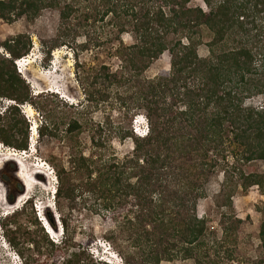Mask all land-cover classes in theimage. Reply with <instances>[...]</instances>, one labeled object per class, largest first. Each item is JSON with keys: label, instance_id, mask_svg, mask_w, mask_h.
I'll return each mask as SVG.
<instances>
[{"label": "trees", "instance_id": "obj_1", "mask_svg": "<svg viewBox=\"0 0 264 264\" xmlns=\"http://www.w3.org/2000/svg\"><path fill=\"white\" fill-rule=\"evenodd\" d=\"M82 1L89 3L87 11L81 12V0H0V25L22 18L34 21L46 9L58 10L63 33L51 48L55 50L69 44L66 25L76 13L87 20L99 15L122 20L120 31L130 26L135 42L126 47V54L119 51L121 71L104 78L110 85L136 88L149 132L145 137L122 135L134 144L132 154L122 161L104 154H76L69 169L55 167L61 241L51 239L41 226L40 235L32 238L33 256L25 255L20 238L7 234L10 245L23 264H107L93 259L88 248L71 237L62 207L82 193L91 198L95 214L113 221L116 232L126 236L127 254L118 249L124 264L176 259L222 264L216 255L221 251L233 261L229 245L238 243L242 220L222 213V239L216 240L209 218L198 213V202L207 197L206 184L229 149L241 162L264 163V109L245 104L254 95L264 96V0H202L204 6L195 0ZM204 31L210 35L206 58L198 54ZM32 48L27 34L0 42V98L12 102L0 113V142L16 151L30 147V121L22 109L26 104L42 114L40 136L55 135L61 125L73 139L83 130L77 120L63 122L49 108L48 95L34 94L18 72L16 61ZM162 56L170 70L144 80L143 73ZM92 146L100 151L104 144L93 140ZM237 171V185L244 190L257 186L264 193V171ZM230 179L226 176L225 183ZM232 193L226 196V207L233 206ZM29 205L34 225L40 226L33 201H26L22 212ZM17 216L4 226L12 223L20 232ZM46 219L57 230L53 214L47 212ZM259 239L263 257L256 264H264V221Z\"/></svg>", "mask_w": 264, "mask_h": 264}, {"label": "rangeland", "instance_id": "obj_2", "mask_svg": "<svg viewBox=\"0 0 264 264\" xmlns=\"http://www.w3.org/2000/svg\"><path fill=\"white\" fill-rule=\"evenodd\" d=\"M87 4L81 0V12L88 10ZM195 4L204 6L202 0H195ZM121 22L110 16L102 19L101 15L87 20L76 13L66 25L69 44L55 50L51 48L59 41V33H63L58 10L46 9L34 21L22 18L12 24L0 25V42L17 34H27L32 38L33 48L25 56L21 75L33 93L37 95L45 92L49 108L54 109L63 122L77 120L83 127L75 139L65 134L64 125L55 135L40 136L38 130L32 137V147L24 153L0 142V264L23 263V259L10 245L7 234L20 238V247L25 249L26 256L34 255L32 238L40 235L39 227L45 228V223L53 239L61 241L62 225L54 197L58 186L55 167L69 169L70 158L76 154H104L107 159L122 161L134 149L133 140L123 139L122 135L129 133L138 137L135 131L143 133L147 126L149 129L142 102L135 97L136 88L110 85L104 78L108 73L121 71L123 60L119 51L126 54V47L135 42L130 26L125 27V32L120 31ZM209 40L210 35L204 31L203 44L198 47V54L202 58L209 55L206 46ZM231 45L232 42L229 43ZM30 60L32 64H29ZM170 67L166 56H162L152 62L143 73V78L153 79L161 71L170 70ZM10 104L12 102L0 98V113ZM245 104L263 110L264 96L254 95ZM22 109L28 121L41 125V113L30 104L24 105ZM29 109L33 110V114L29 113ZM93 140L101 141L103 149L99 151L93 148ZM231 150H228L226 160L219 161V167L206 184L207 197L199 200L198 213L201 217L209 218V227L216 240L222 239V213L242 220L237 235L238 243L229 245L234 251L233 261L226 260L224 251L215 254L222 264H256L263 257L259 232L264 221V193L257 186L244 190L237 185V169L245 173H261L264 163L241 162ZM226 176L231 178L228 183H225ZM231 193L232 208L224 205L226 196ZM28 200L33 201L40 226L34 225L35 216L30 205L22 212ZM92 206L91 198L82 193L73 203H63V214L69 220L71 237L79 247L88 248L93 259L107 264H124L118 249L127 254L129 244L126 236L116 232L113 221L95 214ZM47 212L55 217L57 230H53L45 219ZM15 213L21 224L20 232L14 231L12 223L9 227L4 226ZM161 264H194V261L176 259Z\"/></svg>", "mask_w": 264, "mask_h": 264}, {"label": "clouds", "instance_id": "obj_3", "mask_svg": "<svg viewBox=\"0 0 264 264\" xmlns=\"http://www.w3.org/2000/svg\"><path fill=\"white\" fill-rule=\"evenodd\" d=\"M24 61H25V57H23V58H21V59H18L17 61H16V66H17V70H18V72H20L21 73V67H22V64L24 63ZM146 119V118H145ZM147 120V119H146ZM147 123H148V121H147ZM37 131H38V126H37V124H35V123H31L30 122V147L29 148H31L32 147V137L34 136V135H36L37 134ZM136 132V134L139 136V137H145V136H147V134H148V132H149V129H148V126H147V130H145V131H143V133H140V132H137V131H135ZM22 153H24L25 151H21ZM54 193H56V191H54ZM43 226L45 227V230L48 232V234L50 235V238L51 239H53V237L51 236V234L49 233V229H48V225L45 223V224H43ZM61 232H62V229H61ZM54 240V239H53ZM23 264V263H22Z\"/></svg>", "mask_w": 264, "mask_h": 264}, {"label": "bare ground", "instance_id": "obj_4", "mask_svg": "<svg viewBox=\"0 0 264 264\" xmlns=\"http://www.w3.org/2000/svg\"><path fill=\"white\" fill-rule=\"evenodd\" d=\"M55 54L57 55L58 52H56ZM32 63H33V62L30 60V61H29V64H32ZM29 113H30V114H33V110H32V109H29ZM34 136H35V135H34ZM37 167H38V165H37ZM22 175H23V174H22ZM45 219H46V218H45ZM49 233H51L50 230H49Z\"/></svg>", "mask_w": 264, "mask_h": 264}, {"label": "flooded vegetation", "instance_id": "obj_5", "mask_svg": "<svg viewBox=\"0 0 264 264\" xmlns=\"http://www.w3.org/2000/svg\"><path fill=\"white\" fill-rule=\"evenodd\" d=\"M16 188V187H15ZM12 199V196H10V200Z\"/></svg>", "mask_w": 264, "mask_h": 264}]
</instances>
